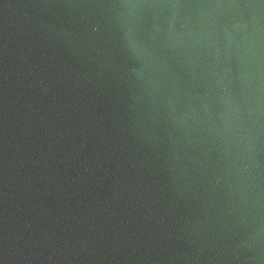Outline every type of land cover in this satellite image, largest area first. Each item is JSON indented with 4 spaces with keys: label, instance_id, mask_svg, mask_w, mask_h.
<instances>
[{
    "label": "water",
    "instance_id": "obj_1",
    "mask_svg": "<svg viewBox=\"0 0 264 264\" xmlns=\"http://www.w3.org/2000/svg\"><path fill=\"white\" fill-rule=\"evenodd\" d=\"M0 264H264V0H0Z\"/></svg>",
    "mask_w": 264,
    "mask_h": 264
}]
</instances>
